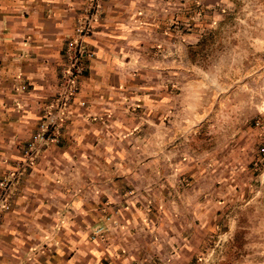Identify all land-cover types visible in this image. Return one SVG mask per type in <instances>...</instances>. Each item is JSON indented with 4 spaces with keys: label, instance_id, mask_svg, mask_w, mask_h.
<instances>
[{
    "label": "crops",
    "instance_id": "obj_1",
    "mask_svg": "<svg viewBox=\"0 0 264 264\" xmlns=\"http://www.w3.org/2000/svg\"><path fill=\"white\" fill-rule=\"evenodd\" d=\"M155 3L167 5L103 0L89 40L96 58L68 110L63 141L43 147L22 173V148L59 90L66 43L87 0H0V183L10 184L0 203L12 205L0 214V264H197L220 233L216 204L239 196L227 157L225 167L207 154L186 168L183 152L167 147V127L149 126L167 120L165 96L155 114L150 83L133 80L153 72L150 48L162 47L161 36L152 44L136 29ZM31 235L45 236L44 245L22 259Z\"/></svg>",
    "mask_w": 264,
    "mask_h": 264
},
{
    "label": "rangeland",
    "instance_id": "obj_2",
    "mask_svg": "<svg viewBox=\"0 0 264 264\" xmlns=\"http://www.w3.org/2000/svg\"><path fill=\"white\" fill-rule=\"evenodd\" d=\"M164 1L167 5H149L142 17L143 29L136 26L145 36L153 37L150 43L161 36L162 47L150 48L153 72L133 75V80L150 83L156 97L153 113L158 114L159 97L165 96L162 110L168 116L162 124L152 118L151 125L141 126L149 125L155 131L165 125L170 131L167 147L183 152L185 163H189L186 168L208 154L217 157L223 167L227 157L234 174L232 190L234 195L238 193V201L216 204L220 233L209 237L197 264H264V0ZM176 51L177 62L173 58ZM158 64L167 71H156ZM31 140L22 148L25 158L18 164L22 173L42 154L43 145L35 143L31 150ZM218 167L213 170L219 175L216 181L223 168ZM181 185L187 189L192 180L185 176ZM6 190H10L7 180L0 183V194ZM216 190L222 193V189ZM10 206L0 203V214ZM43 237L24 238L22 259L35 257V248L44 245Z\"/></svg>",
    "mask_w": 264,
    "mask_h": 264
},
{
    "label": "built area",
    "instance_id": "obj_3",
    "mask_svg": "<svg viewBox=\"0 0 264 264\" xmlns=\"http://www.w3.org/2000/svg\"><path fill=\"white\" fill-rule=\"evenodd\" d=\"M102 2L103 0H87L84 16L77 21L74 34L66 43L64 62L59 72V90L49 99L44 116L32 137L30 149L35 143L45 147L48 144H59L64 138L68 110L80 93L81 81L88 64L96 58L89 40L95 32L94 25Z\"/></svg>",
    "mask_w": 264,
    "mask_h": 264
}]
</instances>
